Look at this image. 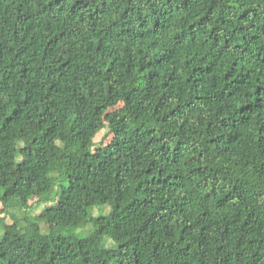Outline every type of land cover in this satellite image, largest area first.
<instances>
[{"label":"trees","instance_id":"16d2710c","mask_svg":"<svg viewBox=\"0 0 264 264\" xmlns=\"http://www.w3.org/2000/svg\"><path fill=\"white\" fill-rule=\"evenodd\" d=\"M0 205V264H264V0H0Z\"/></svg>","mask_w":264,"mask_h":264},{"label":"rangeland","instance_id":"374dc122","mask_svg":"<svg viewBox=\"0 0 264 264\" xmlns=\"http://www.w3.org/2000/svg\"><path fill=\"white\" fill-rule=\"evenodd\" d=\"M106 133H107V128H105L104 130H102L101 132H99V134L96 136V139H95L96 143H99L102 139L103 140L104 139L105 140H109L110 136L109 135H106ZM45 204L46 203H42L41 205H38V206L30 209L29 212H28V215L29 216H35V215L40 214L42 212V210L44 209ZM0 209H2V205H0ZM11 210H12L11 211V214L13 216H15L16 218H18L22 224H25V222H24L25 214L21 210H19V209H11ZM108 210H109V207H105L103 209L104 212H108ZM98 212H99V210L98 209H95L94 213L97 214ZM4 215L6 217L5 218L6 221H11L12 220V217H10L9 214L6 213ZM2 217H3V215H2ZM41 225L46 230V225L44 223H41ZM88 228H91V226H88ZM86 229L87 228H85V229L83 228V230H86ZM81 230L82 229H79L78 232H79L80 235H83L85 232H81Z\"/></svg>","mask_w":264,"mask_h":264}]
</instances>
